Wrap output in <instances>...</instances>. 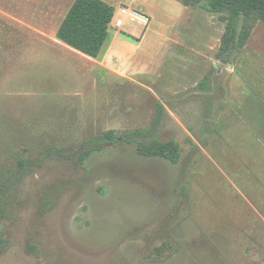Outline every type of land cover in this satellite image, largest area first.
I'll list each match as a JSON object with an SVG mask.
<instances>
[{
    "label": "rangeland",
    "instance_id": "obj_1",
    "mask_svg": "<svg viewBox=\"0 0 264 264\" xmlns=\"http://www.w3.org/2000/svg\"><path fill=\"white\" fill-rule=\"evenodd\" d=\"M74 1L0 0V264H264V22L219 58L204 0H104L108 71L56 41Z\"/></svg>",
    "mask_w": 264,
    "mask_h": 264
},
{
    "label": "trees",
    "instance_id": "obj_2",
    "mask_svg": "<svg viewBox=\"0 0 264 264\" xmlns=\"http://www.w3.org/2000/svg\"><path fill=\"white\" fill-rule=\"evenodd\" d=\"M200 1L194 0L193 3L196 5ZM183 2L188 5L187 0ZM202 8L209 13L221 15L226 22L219 58L229 55L236 47H243L248 39V30L245 29L242 35L237 32L240 18L249 19L256 14L264 22V0H204ZM114 16L115 8L104 0H75L55 34L56 39L90 58L99 59L109 39V26ZM157 106L155 125L159 124L163 112L162 105L158 103ZM138 136L146 138V132H135L127 137L133 142L132 139ZM103 138L111 143L118 140L114 131L105 133L99 139ZM137 150L142 156L161 157L172 164L178 163L180 159V147L175 141L161 142L150 138L137 143Z\"/></svg>",
    "mask_w": 264,
    "mask_h": 264
},
{
    "label": "crops",
    "instance_id": "obj_3",
    "mask_svg": "<svg viewBox=\"0 0 264 264\" xmlns=\"http://www.w3.org/2000/svg\"><path fill=\"white\" fill-rule=\"evenodd\" d=\"M73 1H74V0H73ZM72 3H73V2H72ZM71 5H72V4H71ZM70 7H71V6H70ZM67 12H68V11H67ZM65 15H66V14H65ZM65 15H64V17H65ZM116 16H118V12H115V16H114V18H115ZM64 17H63V18H64ZM61 22H62V20H61ZM61 22H60V24H61ZM60 24H59V26H60ZM59 26L57 27V29H56V31H55V34H56V32H57ZM109 31H110V29H109ZM126 32H128V31H126ZM139 32H140V31H139ZM139 32H138V33H139ZM128 33L132 34V35H130L131 37H128V38H130V39H131V38H134V37L137 36V34H138V33L135 32V30H132V31H130V32H128ZM147 33H148V32H146V34H145V39L147 38ZM133 36H134V37H133ZM55 38H56V36H55ZM110 38H111V39H110ZM56 41L59 42L60 44L64 45L65 47H67V48L73 50L74 52L78 53L79 55L83 56L84 58H87V59H90V60H92V61H94V62L99 63V62H98L99 59H93V58H90V57H88V56H86V55L80 53L79 51H76V50L70 48L69 46L63 44V43L60 42L59 40L56 39ZM123 43H124V44L126 43V44H129V45H132L131 43H129L128 41H126L125 39H123L120 35H118V34H114V35H112V33H110L109 39H108L107 43L105 44V46H104V48H103V50H102V52H101V54H100V57L102 56V61L100 62V64H102L103 66H105V68H107L108 71H109V70H115L114 67H113V65L111 64L110 61H111L112 58H114V56H121V52L119 51V45H120V44H123Z\"/></svg>",
    "mask_w": 264,
    "mask_h": 264
},
{
    "label": "built area",
    "instance_id": "obj_4",
    "mask_svg": "<svg viewBox=\"0 0 264 264\" xmlns=\"http://www.w3.org/2000/svg\"><path fill=\"white\" fill-rule=\"evenodd\" d=\"M128 9L127 8H123L122 9V14L125 16L128 13ZM123 26V21L122 20H118L115 22V27L119 28Z\"/></svg>",
    "mask_w": 264,
    "mask_h": 264
}]
</instances>
